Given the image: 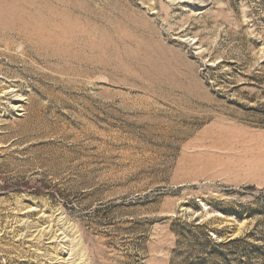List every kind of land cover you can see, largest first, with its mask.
Masks as SVG:
<instances>
[{
  "label": "rangeland",
  "instance_id": "rangeland-1",
  "mask_svg": "<svg viewBox=\"0 0 264 264\" xmlns=\"http://www.w3.org/2000/svg\"><path fill=\"white\" fill-rule=\"evenodd\" d=\"M70 1L0 0L96 64L0 56V264H264V0Z\"/></svg>",
  "mask_w": 264,
  "mask_h": 264
},
{
  "label": "bare ground",
  "instance_id": "bare-ground-1",
  "mask_svg": "<svg viewBox=\"0 0 264 264\" xmlns=\"http://www.w3.org/2000/svg\"><path fill=\"white\" fill-rule=\"evenodd\" d=\"M7 1H9V0H7ZM24 1H28V0H24ZM30 2L31 1H29V3ZM41 2L39 4H41ZM60 2H61V0H60ZM60 2L59 3L56 2V3L61 5ZM14 3H15V1H14ZM29 3L28 4L26 3V5H29ZM24 4H22V5H19V4L7 5L6 3L0 2V56L1 57L4 56V57H10L11 58L12 53L13 52L15 53V51L18 47V42H20L22 45V49L27 48L30 50H35L37 57L43 61H48V60L54 59L57 61L68 62V63L73 64V65H78V66L81 65L87 69H92V68L95 69L96 68L95 62H93L89 58H87L84 55V53L83 54L81 53L82 49L84 48V45L81 44V41L74 42L70 46L62 48L61 44L58 41H55L51 38H48V36L46 37V39H45V37H42L40 31L38 30L39 26L34 21L35 19L32 18L33 15L31 17L30 14L27 12L26 5H24ZM31 4H32V2H31ZM34 5L35 4H32L31 6H34ZM70 5H73V4H70ZM69 7H71V6H69ZM69 7H67V8H69ZM38 9H40V8H38ZM59 13H61L62 15L66 14L62 10H60ZM34 15H36V14H34ZM36 19H37V17H36ZM63 21L64 20L62 19V22H61L62 24H63ZM49 25H50V22H47L46 25H44V26H45V28H48ZM63 25L65 26V24H63ZM49 29H50V27H49ZM87 29L89 31H86V32L84 31V33H83L80 31V27H78V28L74 29L75 30L74 32H77L76 30H78L82 34L85 35V33L93 32L97 28H94V30H93L92 27L87 26ZM117 43L120 44V42H117ZM51 45H53L55 48L51 49ZM97 45H98V43H97ZM85 50L89 51V52H94L95 44L92 43L90 45H86ZM113 51H115V48L112 44L110 46H106V52L109 53L110 56H112ZM127 56L128 55L125 54V57H127ZM113 61H114V59H113ZM83 73H86V72L83 70H82V72L79 71L78 76L82 77L84 75ZM160 131L163 132V129H160ZM86 135H89V134H86Z\"/></svg>",
  "mask_w": 264,
  "mask_h": 264
}]
</instances>
